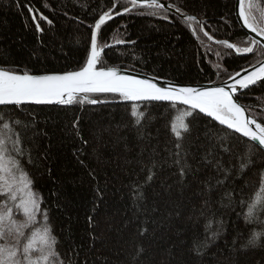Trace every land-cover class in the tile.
<instances>
[{
  "label": "trees",
  "instance_id": "1",
  "mask_svg": "<svg viewBox=\"0 0 264 264\" xmlns=\"http://www.w3.org/2000/svg\"><path fill=\"white\" fill-rule=\"evenodd\" d=\"M164 1L188 17L129 0H0V69L79 71L97 22L129 8L100 26L98 50L113 47L98 67L194 85L264 60L235 0ZM245 11L264 34V0ZM238 99L264 126V81ZM6 157L40 210L20 213L0 167V264H264V151L194 110L117 94L0 107Z\"/></svg>",
  "mask_w": 264,
  "mask_h": 264
},
{
  "label": "water",
  "instance_id": "2",
  "mask_svg": "<svg viewBox=\"0 0 264 264\" xmlns=\"http://www.w3.org/2000/svg\"><path fill=\"white\" fill-rule=\"evenodd\" d=\"M141 5H158L185 19L163 0H129ZM235 0V16L241 29L264 48V34L248 21L245 2ZM132 8L110 17L101 18L93 32L92 51L87 65L66 74L29 75L0 69V107L59 106L88 95L117 94L124 102L162 103L194 110L225 129L252 142L264 151V126L249 114L238 96L264 81V60L239 71L222 83L180 84L121 68H100L98 60L105 50L97 49V34L106 22L124 16ZM237 52V49L233 46ZM109 101H93L107 105Z\"/></svg>",
  "mask_w": 264,
  "mask_h": 264
},
{
  "label": "rangeland",
  "instance_id": "3",
  "mask_svg": "<svg viewBox=\"0 0 264 264\" xmlns=\"http://www.w3.org/2000/svg\"><path fill=\"white\" fill-rule=\"evenodd\" d=\"M253 0H247V6L250 7ZM162 8V7H161ZM165 9V8H164ZM249 48L244 49L242 52L247 53L249 52ZM101 68V67H100ZM131 71V70H130ZM135 72V71H133ZM121 97V96H120ZM125 99L124 97H121ZM9 166L5 165L4 158L0 160V167H4L9 174V178L11 181V189L12 185L15 189L12 190V200L14 199V195L17 199L16 204L20 213L25 216H33L31 218H36L39 214L40 210V201L34 191L31 189L30 181L28 177L24 174L18 173L11 165L8 157L5 160ZM1 171V170H0ZM0 179H1V172H0ZM14 201V200H13ZM15 202V201H14Z\"/></svg>",
  "mask_w": 264,
  "mask_h": 264
},
{
  "label": "bare ground",
  "instance_id": "4",
  "mask_svg": "<svg viewBox=\"0 0 264 264\" xmlns=\"http://www.w3.org/2000/svg\"><path fill=\"white\" fill-rule=\"evenodd\" d=\"M88 63V62H87ZM246 69V68H245ZM261 124V123H260Z\"/></svg>",
  "mask_w": 264,
  "mask_h": 264
}]
</instances>
